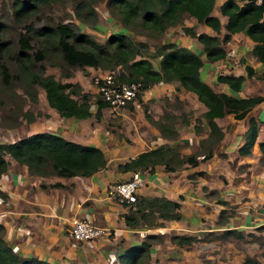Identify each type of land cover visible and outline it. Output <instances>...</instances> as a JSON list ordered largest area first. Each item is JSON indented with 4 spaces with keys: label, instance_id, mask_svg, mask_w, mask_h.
<instances>
[{
    "label": "crops",
    "instance_id": "0c3cea01",
    "mask_svg": "<svg viewBox=\"0 0 264 264\" xmlns=\"http://www.w3.org/2000/svg\"><path fill=\"white\" fill-rule=\"evenodd\" d=\"M221 1L215 0L210 11L221 23L218 35L224 31L226 19L219 11ZM110 19L109 16L107 21ZM182 24L192 26L196 31L214 32L209 25L196 21L193 16L184 15L180 23L166 28L158 42L171 41L188 46L200 55V77L215 91L236 96L260 94L263 98L241 118H235L231 112L214 118L221 126L222 135L210 156L199 159L195 165L176 170H166L163 164H155L151 172H142L143 183L138 188V195H163L176 200L180 215L177 218H159L162 221L160 225L128 227L122 216L128 206L116 200L108 187L131 173V170L116 171L111 167L140 150L161 142L178 144L183 153L197 148L198 139L205 136L207 131L203 118L197 122L200 129L196 131L195 119L186 113L188 122H182L180 118L173 122L177 136L163 137L159 129L146 119L141 104L145 103L153 112L152 117L157 118L161 114L160 107L164 105L162 97L170 98L175 94L178 98L188 97L194 101L195 108L199 110L197 116L201 117L205 106L192 91L161 80L143 89L140 100L133 98L130 106L126 104L122 107L132 111L140 109L141 113L137 115L139 126L132 135L128 136L124 131V135L133 140L123 143L116 141L119 144H113L108 130L102 129L91 117L60 115L44 99L48 108L46 114L56 120V128L40 126L34 116L27 121L28 132L53 131L68 139L94 144L101 148L106 162L89 175L42 176L28 173L24 164H19L6 154L8 163L0 173V188L6 193L4 199L0 198V223L4 228V238L14 250L46 259L52 264H116L117 254L125 247L140 241L145 233H159L160 240H153L149 246V264H240L245 255L264 263V152H261L258 144L264 142V121L261 120L264 79L246 76L244 67L248 64L255 73H264V66L249 52L253 40L244 30L232 32L229 39L222 42L224 57L207 60L201 42L183 33ZM112 31L131 32L120 23ZM149 59L157 68L158 57L151 56ZM76 68L102 71L90 65ZM217 73H241L244 78L239 89L231 90L225 82L215 79ZM64 80L71 79L66 77ZM76 80L84 87L80 79ZM248 116L257 119V133L249 146L250 152L239 153ZM195 170L203 172L193 176L191 173ZM54 181H59L61 185L41 186L42 183ZM209 189L217 190L218 195L206 193ZM220 210H223L222 215H219ZM70 216L85 218L104 226L105 230L88 240H73L66 232ZM226 229L231 233L225 234ZM210 232L214 236L194 240L188 245H179L169 239L171 233L199 236ZM240 238H244L243 241ZM161 258L164 263H160Z\"/></svg>",
    "mask_w": 264,
    "mask_h": 264
},
{
    "label": "trees",
    "instance_id": "16d2710c",
    "mask_svg": "<svg viewBox=\"0 0 264 264\" xmlns=\"http://www.w3.org/2000/svg\"><path fill=\"white\" fill-rule=\"evenodd\" d=\"M53 0H12V16L20 20L37 12L42 4ZM98 0H74L72 10L79 21L94 23L96 20L95 2ZM215 0H103L110 17L120 22L127 31L144 33L158 38L166 28L180 23L184 15H190L198 22L209 25L213 33L196 31L192 26L181 25L183 33L188 34L202 44L204 58L215 60L225 56L222 42L229 39L232 32L244 30L253 40L249 52L264 66V0H222L219 4L220 13L226 16L223 23L224 31L218 35L221 23L217 16L211 14ZM3 25L0 23V30ZM27 33V32H26ZM19 33L17 47L12 49L7 39L0 36V94L10 89L11 78L22 83V90L30 100L36 99L35 85L42 88L47 104L63 116L86 117L93 114L98 118L102 106L106 102L99 93L95 95V109H89L90 92L82 90L81 85L73 80H61L53 73H42L41 60L58 65L60 77L71 75L70 68L90 65L101 70H111L116 78L140 81V91L134 98L140 100V92L156 81L172 82L176 86L192 91L203 103L205 109L197 116L194 129L203 120L207 131L198 139V146L191 152L183 153L179 145L161 142L140 150L116 163L119 171L151 172L155 164H163L166 170H176L185 166L195 165L199 159L212 154L218 144L222 129L215 117L231 112L235 118L243 117L246 112L263 96L260 94L236 96L225 91H215L199 74L202 57L193 49L177 45L171 41H162L155 45L152 54L158 57V67L154 68L147 53V43L135 40L126 31H112L103 42L97 41L88 33L75 29L70 21H56L53 25H41L32 31V35ZM30 38L35 43L31 45ZM5 59L13 62V69L8 70ZM242 60V59H241ZM245 75L264 79V73H255L250 65L245 64ZM244 75L233 73H217L215 79L225 82L231 90L239 89ZM1 98V97H0ZM129 100L126 104L130 106ZM26 120H32L34 114L29 110L14 107ZM18 109V110H17ZM144 109L146 119L154 124L163 137L174 138L177 131L173 127L176 118L182 122L188 119L182 114L174 115L162 110L160 118H154ZM177 116V117H176ZM264 121V111L262 116ZM11 125V124H10ZM257 133V119L248 116L239 153H249V146ZM259 148L264 152V142ZM10 155L19 164H24L28 173L47 176L57 174L68 176L73 174L89 175L105 165L106 158L100 147L91 143H81L68 139L59 133L38 130L14 138L0 141V173L7 166L5 155ZM195 170L191 174H201ZM60 186L59 181L42 187ZM216 192L211 189L208 193ZM6 193L0 188V198ZM117 200V196L113 194ZM225 203L223 199H217ZM121 203L128 206L122 213L124 223L128 227L153 226L162 224L159 218H177L180 215L179 203L163 195H138L132 202ZM223 210L219 211L222 215ZM224 220V219H222ZM4 228L0 223V264H52L48 260L32 254H20L14 250L3 235ZM230 234L229 229L224 230ZM156 233H146L136 243H131L117 254L116 264H149V246L152 239H159ZM198 236L187 233H171L170 241L176 244H190L198 240ZM205 237L203 239H206ZM240 264H261L256 258L245 255Z\"/></svg>",
    "mask_w": 264,
    "mask_h": 264
},
{
    "label": "rangeland",
    "instance_id": "374dc122",
    "mask_svg": "<svg viewBox=\"0 0 264 264\" xmlns=\"http://www.w3.org/2000/svg\"><path fill=\"white\" fill-rule=\"evenodd\" d=\"M11 3L12 0H0V23L1 25H3V29L0 30V36L1 38L7 39L9 46L12 49H16L17 47V37L19 33L24 34L27 32L26 34L32 35V31L35 30L37 27L41 25H53L58 20L70 21L71 25L76 30L80 29L100 42H103L105 36L112 30L116 29L117 23H120L113 17L110 19L111 22H108L110 20L107 21V18L110 16V14L108 13V10L103 0H98L94 4V8L96 11V20L94 23L79 21L75 17L72 10L74 0H53L50 3L42 4L39 6L36 13L31 14L20 20H15L13 18ZM130 33V36L133 39L145 41L148 47V51L146 54H151L149 55L150 57L154 56L152 52L154 50L155 45L160 43L158 42V40H160L162 35L158 38H155L152 36L149 37V35L144 33H138L134 31L129 32V34ZM30 43L31 45L35 46L34 38H30ZM41 62L42 67L41 69L39 68V70L42 73H53L55 77H59L61 80L66 79V77L64 76L60 77V68L58 65L51 64L47 60H41ZM5 63L8 67V70L11 71L14 67L13 62L9 61L8 59H5ZM70 71L71 77H67V79L77 81L78 83L79 81L76 79H80L84 85L83 87L80 84L82 90L90 92L89 109L91 112H93L95 109V95L97 94L96 86L93 82V75L97 74L98 72H91L92 69L86 71L84 68L79 69L76 67L70 68ZM34 87L36 93V99L34 101L30 100L24 90H22V83L15 80L14 78H11L10 81L11 90H6L5 93L0 94V141H9L26 133H30L28 132L27 128L28 120L22 117L20 112L16 113L17 115L15 119L11 117L15 112L14 107L16 106L19 107L21 110H29L31 113H33L34 116L37 118V123L40 126L48 127V129L56 128V120H52L53 117L46 114L48 108L44 102L45 98L42 88L38 85H35ZM162 98L164 105L160 107V113L163 109L174 115H179V113L182 112V114L186 116V113H188V116L193 119H196V116L199 114L198 108H195L194 106L195 102L190 101L188 97L178 98L177 95L172 94L170 98H168L167 96H163ZM141 104L143 105V107H146L147 113L152 116L153 112L148 108V106L145 103ZM102 108L103 109H101V115L99 118H95L93 114H91L89 117H91L92 121L96 122L102 129L108 130V134H110L114 140V142L112 141V143L119 144L116 141L123 143L125 141L133 140L131 137L127 138V136H125L124 134L126 133L128 136L132 135L134 130L139 126L137 115L141 113V110L138 109L137 111H132L129 109L122 108L112 110L107 107V105L102 106ZM160 115L161 114H159L157 118H160ZM54 117L56 119V116ZM111 168H114V170L119 171L116 167V164H114V166ZM110 170L112 171V169ZM203 189L206 188L204 187ZM210 190L211 189L207 190L206 193H208V191ZM211 194L218 195V191L216 190V192H212ZM156 234L159 235V233ZM204 236L210 238L211 236H214V234L212 232L204 233L202 235H199L198 239L202 240ZM158 238V240H160V235ZM240 239L241 241H243L244 238ZM152 240L157 239L154 238ZM161 262L164 263V260H162V258L160 260V263Z\"/></svg>",
    "mask_w": 264,
    "mask_h": 264
},
{
    "label": "built area",
    "instance_id": "2783aa9c",
    "mask_svg": "<svg viewBox=\"0 0 264 264\" xmlns=\"http://www.w3.org/2000/svg\"><path fill=\"white\" fill-rule=\"evenodd\" d=\"M93 82L96 91L112 110L124 107L140 91L141 85L138 80L125 81L118 79L111 70H102L93 75ZM142 183L141 173L135 170L131 171L127 178L110 183L108 190L117 196L119 202H132L136 198L137 190ZM104 230V226L78 216H70L66 227L67 235L76 241L91 239Z\"/></svg>",
    "mask_w": 264,
    "mask_h": 264
},
{
    "label": "water",
    "instance_id": "95a60500",
    "mask_svg": "<svg viewBox=\"0 0 264 264\" xmlns=\"http://www.w3.org/2000/svg\"><path fill=\"white\" fill-rule=\"evenodd\" d=\"M141 176H143V174L141 173Z\"/></svg>",
    "mask_w": 264,
    "mask_h": 264
}]
</instances>
